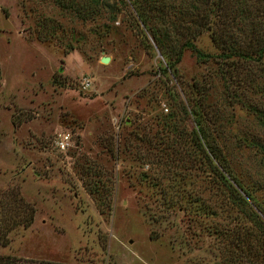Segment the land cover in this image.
I'll list each match as a JSON object with an SVG mask.
<instances>
[{
    "label": "rangeland",
    "instance_id": "rangeland-1",
    "mask_svg": "<svg viewBox=\"0 0 264 264\" xmlns=\"http://www.w3.org/2000/svg\"><path fill=\"white\" fill-rule=\"evenodd\" d=\"M115 4L81 20L50 0H0V255L14 264H236L256 240L248 256L259 264L264 226L199 163L187 112L209 84L217 143L264 199V124L231 96L243 88L239 97L264 112V48L230 77L216 62L210 30L221 25L212 22L193 42L213 57L182 48L173 71L127 4ZM37 17L60 28L40 39ZM242 34L235 41L246 45ZM238 231L243 247L228 249Z\"/></svg>",
    "mask_w": 264,
    "mask_h": 264
},
{
    "label": "trees",
    "instance_id": "trees-1",
    "mask_svg": "<svg viewBox=\"0 0 264 264\" xmlns=\"http://www.w3.org/2000/svg\"><path fill=\"white\" fill-rule=\"evenodd\" d=\"M50 1L58 7L60 12L81 20L94 18L99 16L102 11H112L117 7L115 0ZM121 2L123 4L125 2V6L127 4L135 26L140 27V23L149 32L152 44L148 39H145L147 47L149 49H152V46L156 47L165 56L168 68L170 67L173 71L176 70L175 63L180 58L182 48H190L200 62L213 57L212 54L199 49L193 42L198 32L204 27H210L212 22L221 25V29L212 28L210 30L211 39L218 43L217 46L220 49L216 62L226 64V68L230 69L231 72L230 77L232 73L238 75L239 70H236L246 64L245 60L260 61L264 48V37L260 35L264 34V9H260L258 5L245 9L242 0H121ZM236 4L237 6L234 7ZM184 13L188 14V18L184 16ZM107 18L115 19L112 16ZM35 24L37 26L34 34L40 39H44L46 35L51 36L55 28H60L57 21L45 17H37ZM247 24H249V29L245 30ZM43 28L47 31L44 32ZM239 33H243L241 37L247 41L246 45L236 43L235 37ZM178 35L182 36L181 40H179ZM260 39L263 41L262 43H260ZM262 68L264 69V66ZM243 80V77L238 78V86L244 87ZM198 85L195 84L194 86ZM208 85L200 86L201 90L199 86L196 88L195 92L199 93V97L189 105L187 113L193 121V127L188 132V140L195 141L194 147L199 154V163L204 162V166L209 168L208 172L214 174L213 177L217 180V184L228 191L227 198L231 199L239 210L245 212L253 223L258 222L263 227L264 219L260 216L261 214L264 215V199L256 198L251 188L246 183L244 184L243 180L232 171L229 158L217 143L215 130H217L219 121L216 113L209 111L210 109L204 101ZM242 89L239 87L232 89L233 100L241 101V104L246 108L256 111V116L261 119L260 123L264 124V112L252 107L250 103L239 97ZM181 108L184 109L183 106ZM212 114H214L213 117H211ZM170 115L172 114L170 113ZM259 147L264 154V146L259 144ZM29 216L31 215L29 214ZM29 221L30 219L26 220V222ZM234 234L236 238L232 237L234 240L232 245L228 241V249L233 245L243 247L241 239L244 240V233L238 231ZM256 246L261 248V244L255 240L253 244L246 245L240 254H236V264H243L247 260L251 264H255L256 252L249 257L248 248L252 250ZM259 260V264H264L262 251ZM14 262V258L11 256L0 255V264H14Z\"/></svg>",
    "mask_w": 264,
    "mask_h": 264
},
{
    "label": "water",
    "instance_id": "water-1",
    "mask_svg": "<svg viewBox=\"0 0 264 264\" xmlns=\"http://www.w3.org/2000/svg\"><path fill=\"white\" fill-rule=\"evenodd\" d=\"M99 59L102 62H106L108 60V56L107 55H101Z\"/></svg>",
    "mask_w": 264,
    "mask_h": 264
},
{
    "label": "built area",
    "instance_id": "built-area-1",
    "mask_svg": "<svg viewBox=\"0 0 264 264\" xmlns=\"http://www.w3.org/2000/svg\"><path fill=\"white\" fill-rule=\"evenodd\" d=\"M58 142H59V145H60V146H62V143H61V141H60V140H58Z\"/></svg>",
    "mask_w": 264,
    "mask_h": 264
}]
</instances>
